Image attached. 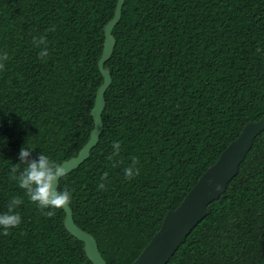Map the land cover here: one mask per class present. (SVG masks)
<instances>
[{
	"label": "trees",
	"instance_id": "trees-1",
	"mask_svg": "<svg viewBox=\"0 0 264 264\" xmlns=\"http://www.w3.org/2000/svg\"><path fill=\"white\" fill-rule=\"evenodd\" d=\"M117 1L0 0V214L23 199L21 224L7 236L0 228V264H93L64 209L42 212L10 169L22 147L30 160L43 153L62 164L89 141ZM113 35L104 130L58 188L72 193L74 220L107 264H132L167 212L264 116V0H125ZM40 36L44 59L33 44ZM113 141L119 155L109 160ZM133 157L140 174L126 179ZM209 208L168 264H264V131Z\"/></svg>",
	"mask_w": 264,
	"mask_h": 264
},
{
	"label": "water",
	"instance_id": "water-1",
	"mask_svg": "<svg viewBox=\"0 0 264 264\" xmlns=\"http://www.w3.org/2000/svg\"><path fill=\"white\" fill-rule=\"evenodd\" d=\"M124 4L125 0L117 1L114 16L104 28L105 42L99 61V70L104 81L97 91L91 112L94 128L89 141L80 153L61 164L68 170L66 175L78 169L90 157L91 151L98 145L104 130L102 115L106 108L105 95L112 84L111 72L105 67V64L112 57L116 45L113 30L122 18ZM263 131L264 116L244 126L239 137L231 142L221 153L217 162L207 169L182 203L175 210L167 212L159 231L132 264L169 263L193 229L208 215L210 204L218 200L227 191L230 182L238 175L241 164L251 151L255 139ZM58 186L59 184L56 185L57 188ZM217 186H219V191H217ZM64 211L66 229L72 236L84 243V251L91 262L93 264H107L99 250L96 238L76 224L70 205Z\"/></svg>",
	"mask_w": 264,
	"mask_h": 264
},
{
	"label": "clouds",
	"instance_id": "clouds-1",
	"mask_svg": "<svg viewBox=\"0 0 264 264\" xmlns=\"http://www.w3.org/2000/svg\"><path fill=\"white\" fill-rule=\"evenodd\" d=\"M54 31L53 29H50ZM33 44L37 47L43 45V49L40 51L39 56L44 59L48 56L47 42L44 36L34 37ZM8 60L7 52L0 54V70H4V62ZM46 62V61H45ZM113 149L115 150L113 155L108 157L109 160H113L114 156L119 155L120 143L113 141ZM32 155V150L22 147L19 153L20 163L13 165L10 169V178L17 181L20 189L25 191L28 199L36 204L38 208L43 212L45 209H65L72 202V193L67 189L61 191L56 187L62 177L67 174V169L60 163L50 159L43 153L39 155L38 159H29ZM139 161L133 157L132 165L126 168V179H132L135 176H139V169H135L134 166ZM25 167L21 170L20 165ZM113 166H116L114 162ZM108 173L105 172L101 177V183L98 185V191L104 190V183L107 179ZM219 191V186H217ZM23 203V199L19 197L12 198L7 205V212L0 214V228H3V235H9V230L18 227L21 222V216L19 212L15 211L17 206ZM47 217L52 218L55 216L54 211H47L45 213Z\"/></svg>",
	"mask_w": 264,
	"mask_h": 264
}]
</instances>
